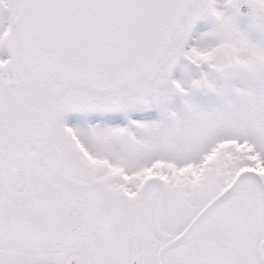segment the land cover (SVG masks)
<instances>
[{
    "label": "snow or ice",
    "instance_id": "6c2138e0",
    "mask_svg": "<svg viewBox=\"0 0 264 264\" xmlns=\"http://www.w3.org/2000/svg\"><path fill=\"white\" fill-rule=\"evenodd\" d=\"M0 264H264V0H0Z\"/></svg>",
    "mask_w": 264,
    "mask_h": 264
}]
</instances>
